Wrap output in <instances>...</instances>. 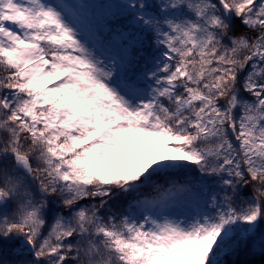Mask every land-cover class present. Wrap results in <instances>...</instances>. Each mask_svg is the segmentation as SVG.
Here are the masks:
<instances>
[{
	"label": "snow or ice",
	"instance_id": "snow-or-ice-1",
	"mask_svg": "<svg viewBox=\"0 0 264 264\" xmlns=\"http://www.w3.org/2000/svg\"><path fill=\"white\" fill-rule=\"evenodd\" d=\"M0 264H264V0H0Z\"/></svg>",
	"mask_w": 264,
	"mask_h": 264
}]
</instances>
